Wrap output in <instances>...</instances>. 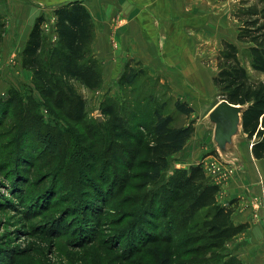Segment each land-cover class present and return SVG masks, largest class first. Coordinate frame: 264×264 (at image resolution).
<instances>
[{
	"label": "trees",
	"instance_id": "trees-1",
	"mask_svg": "<svg viewBox=\"0 0 264 264\" xmlns=\"http://www.w3.org/2000/svg\"><path fill=\"white\" fill-rule=\"evenodd\" d=\"M54 13L59 47L54 51L45 45V17L41 15L29 34L21 60L22 67L33 72L43 105L67 125L46 121L39 104L33 98L23 99L19 92L0 98V175L20 190L38 173L43 175L37 185L45 176L59 179L58 183L70 175L79 179L88 170L96 175L102 164L106 192L95 190L93 198L103 202L104 210L113 209L118 218L111 223L130 229L141 244L134 243L129 250L128 264H206L205 260L216 257L217 264H242L236 255L224 251L227 242L247 225L235 224L233 209L219 202L220 185L211 180L202 163L175 168L161 182L171 157L181 152L193 136L194 122L176 126L173 114L157 108L153 128L141 130L111 101L103 106L111 140L105 148V137L88 118L87 100L73 84L80 82L90 90H98L103 84L91 52L93 16L81 0L60 5ZM235 18L239 22L237 41L247 45L252 69L264 74V0H239ZM3 25L0 22V48ZM216 60L213 82L219 95L244 106L242 132L252 142L253 156L264 159V78L251 76L235 42L224 41ZM137 74L129 63L123 76L130 82ZM175 108L186 115L194 111L179 99ZM93 221L97 219L89 222ZM177 236H181L179 240ZM205 250L210 256L202 255ZM0 264H4L1 259Z\"/></svg>",
	"mask_w": 264,
	"mask_h": 264
},
{
	"label": "rangeland",
	"instance_id": "rangeland-1",
	"mask_svg": "<svg viewBox=\"0 0 264 264\" xmlns=\"http://www.w3.org/2000/svg\"><path fill=\"white\" fill-rule=\"evenodd\" d=\"M61 2L60 0H0V22L4 24V36L0 48V98H7L12 92H19L23 99L33 98L39 104L41 114L46 121H59L66 126L64 120H56L43 105L44 100L35 84L33 72L19 64L27 34L34 26L38 15L43 12L42 16L45 17L47 25H52L54 10ZM88 4L96 20L101 16H108L113 21L114 19L118 21L121 18L125 19L129 11L128 6L123 7L125 11L117 10L115 0L106 2V10L103 11H99L100 7L96 2L90 1ZM238 7L239 0H197V37L191 32V37L185 34L183 38H165L163 54L156 53L146 61L137 60L136 55L131 56L128 51L119 52V37H115V32L108 39L109 47L106 48L107 45L104 47L106 43H101L95 28L91 52L98 63L103 84L98 90H90L77 81L73 84L86 98L88 118L105 137V148L111 145V140L106 131L103 106L114 101L121 108V113L130 117L136 128L139 127L141 130L145 127L148 130L153 128L154 110L157 108L164 114H173V124L176 126L194 122L193 136L182 152L171 157L170 166L164 171L161 182L165 181L175 168H189L191 165L202 163L210 155H220L213 139L215 126L209 124L205 117L213 105L222 99L213 82V76L217 71L216 57L223 48L224 41L237 43L240 48V59L252 77L264 78L263 73L252 69L245 50L247 45L237 41L239 22L235 18V12ZM185 24L189 25V20ZM45 35L47 38L45 45L55 51L59 46L52 30ZM128 40L127 37L125 41ZM182 46H186L187 50L197 46L196 54L193 55L197 58L195 64L197 68L192 69L197 76V82L195 80L193 82L195 88L188 86L187 80L184 83L177 72L178 65L184 63ZM191 52L192 49L189 53ZM46 53L44 52L45 55ZM185 60L186 63H193L192 58L188 56ZM1 61L9 63L11 67L8 71L5 72ZM129 63L138 74L131 79L132 81L126 82L123 75ZM177 82L182 86L180 90L177 89ZM177 99L191 105L193 113L186 115L177 112L175 108ZM242 133L235 137V143L241 151V160L246 159L245 151L251 142ZM197 141L207 150L198 163ZM105 155L108 156L109 153L105 152ZM240 163L241 161L237 165L239 166ZM240 168L242 169L236 174L243 171V166ZM104 171L101 164L96 175L88 170V174L80 176L79 179L70 175L58 183L59 179L45 176L42 183L37 185V180L43 175L38 173L37 176H32L31 181L20 190L8 185L0 175L1 263L128 264L126 257L130 254L129 250L134 243L141 244L136 242V234L130 229L125 230L120 224L111 223L118 218V214L113 209L104 210L103 202L100 203L93 198L96 196L95 190L106 192L102 186ZM89 176L94 180H88ZM34 182L37 186L33 184ZM157 186L158 184L154 185ZM91 219L97 221L89 222ZM196 223L194 220L193 224ZM127 227L128 225L125 226ZM180 237L177 236L175 239L179 240ZM196 239L197 237L194 238L195 245H197ZM230 251L233 252L231 248L226 247L224 253L239 256L242 264L254 263L251 262L252 260L246 262L245 256L237 253L238 250L234 249L236 253L233 254ZM210 254L209 250L202 251V255L210 256ZM218 259L217 257L214 260L207 259L205 263L217 264Z\"/></svg>",
	"mask_w": 264,
	"mask_h": 264
},
{
	"label": "crops",
	"instance_id": "crops-1",
	"mask_svg": "<svg viewBox=\"0 0 264 264\" xmlns=\"http://www.w3.org/2000/svg\"><path fill=\"white\" fill-rule=\"evenodd\" d=\"M60 1L62 2L58 5H63L74 0ZM81 1L90 10L93 16L96 31L101 39V43H106L104 47L106 45V48L109 47L108 39L111 38L113 32H115V37H119V52L128 51L131 56L136 55L137 60L146 61L156 53L158 55H162L165 38H183V36H186L185 34H187L188 37H191V32H194V36L197 37V0H115L117 10L125 11L123 7L126 6H128L129 10L127 17H125V19H118V21L116 19L113 21L111 17L108 16H101V18L96 20L92 10L90 9V5L88 4L90 1L96 2L101 8H99V11H103L106 10L105 4L109 0ZM205 3H207V1ZM198 5L201 4L198 3ZM185 7H187V9ZM41 15H43V12H41L38 17ZM187 20H189V25L185 24L187 23ZM46 24L47 21L45 20L42 25L45 34L48 33L47 29L44 27ZM51 24L53 37L58 41L56 16L51 19ZM32 27L27 34L26 43ZM127 37L129 40L125 41ZM182 47L184 48L181 51L184 63H179L180 65H178L177 72L184 83L185 80H187V85L195 88L196 85L193 82L194 80L197 82V76L192 72V69L197 68L195 65L197 58L193 56L196 54L197 46L192 48L190 47L188 50L186 49V46ZM191 49L192 52L189 53ZM177 51L179 52V50ZM187 56L188 58H192L193 63H186L185 59ZM2 62L3 61H1V64L3 65L5 72L8 71L11 66H9L8 62ZM19 64L22 65L21 59H19ZM145 64H147V62H145ZM179 66L182 68H179ZM177 86L178 90L182 87L178 82ZM209 112L205 119L210 124L208 119ZM235 145L240 156L239 162L241 161L239 167L243 166V171L233 175L227 180H220L219 182L212 180L213 182L219 184L221 188L218 195L219 202L233 209L232 218L235 224L247 225V228L243 232L227 242L226 247L233 250V252L230 251L232 254L236 253L238 250L239 252L237 251V253L244 255L247 259V261L244 260L246 262H250L252 260L251 262H254L253 264H264V212L262 205L264 204V159H256L253 156L251 151L252 142H250V145L245 151L246 159L241 160V151L238 144L235 143ZM205 152H207V150L202 148L197 141V163L199 159L204 156ZM256 166L258 168H256ZM241 169L242 168L238 170ZM256 202H259L260 204L256 205ZM257 213H260V218L258 219L255 217V214ZM236 246L237 248H235ZM234 249L236 251H234ZM237 257L239 258V256Z\"/></svg>",
	"mask_w": 264,
	"mask_h": 264
},
{
	"label": "water",
	"instance_id": "water-1",
	"mask_svg": "<svg viewBox=\"0 0 264 264\" xmlns=\"http://www.w3.org/2000/svg\"><path fill=\"white\" fill-rule=\"evenodd\" d=\"M243 110L244 106L221 99L209 112L208 119L215 126L214 141L225 161L239 162L235 137L242 132Z\"/></svg>",
	"mask_w": 264,
	"mask_h": 264
},
{
	"label": "built area",
	"instance_id": "built-area-1",
	"mask_svg": "<svg viewBox=\"0 0 264 264\" xmlns=\"http://www.w3.org/2000/svg\"><path fill=\"white\" fill-rule=\"evenodd\" d=\"M45 28L47 29L48 33L51 31V25L46 24ZM202 165L211 180L216 182L231 178L237 173L239 169V166L236 162L225 161L220 155H210L205 161L202 162ZM255 204L259 205L260 203L256 202ZM262 205L264 209V204ZM255 217L258 218L259 213L255 214Z\"/></svg>",
	"mask_w": 264,
	"mask_h": 264
}]
</instances>
